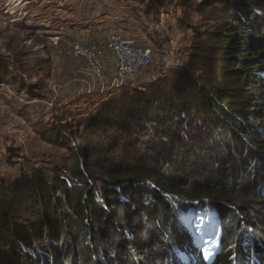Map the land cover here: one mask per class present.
I'll return each mask as SVG.
<instances>
[{
    "label": "trees",
    "instance_id": "16d2710c",
    "mask_svg": "<svg viewBox=\"0 0 264 264\" xmlns=\"http://www.w3.org/2000/svg\"><path fill=\"white\" fill-rule=\"evenodd\" d=\"M199 6L217 18L205 41L196 36L188 62L143 92L103 103L84 135L67 118L47 132L34 128L45 142L67 145L78 182L61 171L48 177L43 167L21 172L10 186L0 179V264H16L24 247L35 252V264H123L122 234L133 239L162 226L169 249L136 259L138 245L128 242L131 264H264V0ZM117 24L109 36L148 48L136 24L125 32ZM89 136L97 137L92 149ZM175 198L210 203L219 228L210 263L181 223ZM27 203L36 208V227L16 222Z\"/></svg>",
    "mask_w": 264,
    "mask_h": 264
},
{
    "label": "rangeland",
    "instance_id": "374dc122",
    "mask_svg": "<svg viewBox=\"0 0 264 264\" xmlns=\"http://www.w3.org/2000/svg\"><path fill=\"white\" fill-rule=\"evenodd\" d=\"M201 1L0 0V179L10 186L21 172L43 167L48 177L61 171L77 184L71 150L67 145L53 146L36 137L34 128L47 132L54 122L61 119L63 124L67 118L74 125L79 124L84 135V126L103 103L143 92L149 83L165 78L171 69L188 62L190 48L198 41L196 36L205 41L217 18L201 11ZM117 23L124 24V32V26L131 25L134 29L137 25L138 36L143 34L140 38L146 40L144 45L152 52L153 63L140 69L124 86L109 88L116 62L104 50L101 61L105 86L101 89L99 81L94 80L93 86V80L85 72L84 60L68 58L61 50L76 44L82 47L94 44L100 48ZM91 87L95 90H90ZM259 112L264 116V103ZM252 124H260V119ZM89 138L85 146L92 149L97 137ZM175 200L178 201L176 213L189 231L193 245L210 263L218 252L219 237L210 203L189 205ZM35 209L32 203L19 207L16 222L26 220L36 227ZM117 212L124 213L121 209ZM162 227L151 229L153 232L146 236L134 233L133 239L122 234L117 242V248L123 244L120 262H132L133 251L127 247L128 242L138 245L133 253L136 259L142 254L156 257L159 250H168L166 230ZM98 230L106 234L104 228ZM118 235L116 232L113 236ZM23 250L16 256V264H35L31 256L35 252L31 248ZM70 256L65 253V258ZM179 256L183 260V254Z\"/></svg>",
    "mask_w": 264,
    "mask_h": 264
},
{
    "label": "built area",
    "instance_id": "2783aa9c",
    "mask_svg": "<svg viewBox=\"0 0 264 264\" xmlns=\"http://www.w3.org/2000/svg\"><path fill=\"white\" fill-rule=\"evenodd\" d=\"M55 41L58 42L59 38ZM99 46L101 49L94 44L88 47L76 44L71 47L67 46L61 52L64 51L68 58L84 60L85 72L89 73L88 76L93 80V86L94 80L99 81L101 89L105 86L103 83L104 68L101 61L104 50L109 51L116 62V72L109 88L124 86L140 69L149 67L153 63L150 49L137 46L133 40H125L116 33L111 34L106 43ZM90 90L95 89L91 87Z\"/></svg>",
    "mask_w": 264,
    "mask_h": 264
},
{
    "label": "bare ground",
    "instance_id": "6f19581e",
    "mask_svg": "<svg viewBox=\"0 0 264 264\" xmlns=\"http://www.w3.org/2000/svg\"><path fill=\"white\" fill-rule=\"evenodd\" d=\"M199 207V206H198Z\"/></svg>",
    "mask_w": 264,
    "mask_h": 264
}]
</instances>
